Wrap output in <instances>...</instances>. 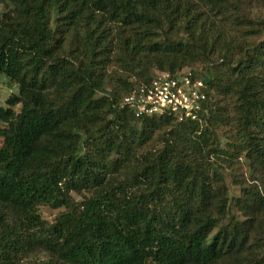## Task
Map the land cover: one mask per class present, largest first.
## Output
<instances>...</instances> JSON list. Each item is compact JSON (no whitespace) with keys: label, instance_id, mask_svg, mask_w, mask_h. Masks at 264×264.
I'll return each mask as SVG.
<instances>
[{"label":"trees","instance_id":"16d2710c","mask_svg":"<svg viewBox=\"0 0 264 264\" xmlns=\"http://www.w3.org/2000/svg\"><path fill=\"white\" fill-rule=\"evenodd\" d=\"M261 9L0 0L17 88L0 108V264H264ZM196 65L201 123L119 108L154 69ZM41 207L63 211L48 223Z\"/></svg>","mask_w":264,"mask_h":264},{"label":"built area","instance_id":"2783aa9c","mask_svg":"<svg viewBox=\"0 0 264 264\" xmlns=\"http://www.w3.org/2000/svg\"><path fill=\"white\" fill-rule=\"evenodd\" d=\"M207 86L201 73L185 68L174 74L156 71L153 78L134 87L119 108L135 118L166 116L176 122L201 123L200 113L207 103Z\"/></svg>","mask_w":264,"mask_h":264},{"label":"rangeland","instance_id":"374dc122","mask_svg":"<svg viewBox=\"0 0 264 264\" xmlns=\"http://www.w3.org/2000/svg\"><path fill=\"white\" fill-rule=\"evenodd\" d=\"M256 15L264 18V9L259 10V12H257ZM185 68H192V69H195V70L200 71L202 73H204V71H205L204 67L202 65H196L193 67H184L182 69H185ZM156 71L157 70L154 69L152 71V74L155 73ZM15 94H17L16 86L10 85L8 80L4 76H0V108H5L6 107V105H5L6 100L10 96L15 95ZM0 127H2V124H0ZM242 168L245 169L243 166H239V168L237 170V172L239 174L243 173ZM229 173H232V171H229ZM227 186H228L231 194H237L238 193V190L232 187L233 185L231 184L230 179L227 180ZM73 198L77 201L80 199L77 196H73ZM62 211H63V209L54 210V209H51L49 207H41L40 208V215L44 221H46L48 223H52L54 221V219L56 218V216ZM38 258H41V257H37V260H38ZM33 260H35V259H33Z\"/></svg>","mask_w":264,"mask_h":264}]
</instances>
